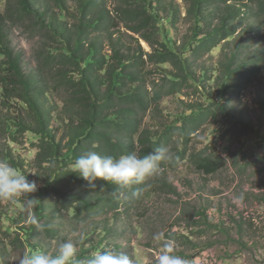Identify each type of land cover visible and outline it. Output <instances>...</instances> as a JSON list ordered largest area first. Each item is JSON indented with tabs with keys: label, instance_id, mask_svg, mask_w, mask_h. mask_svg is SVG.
Wrapping results in <instances>:
<instances>
[{
	"label": "trees",
	"instance_id": "1",
	"mask_svg": "<svg viewBox=\"0 0 264 264\" xmlns=\"http://www.w3.org/2000/svg\"><path fill=\"white\" fill-rule=\"evenodd\" d=\"M1 4L5 18L28 23V30L42 42L37 72L26 73L21 52L10 46L0 24V109L6 111L0 115V143L1 139L18 143L27 134L36 148L33 165L43 181L35 192L22 195L23 210L28 212L23 219L29 218L22 246L29 254L46 252L33 240L41 232L50 240L65 238L51 226L50 213L80 222L135 198L125 200L114 185L99 179L96 188L89 187L73 172L75 158L84 152L143 156L173 140L177 144L173 164L189 158L211 173L224 159L187 155L194 130L208 117L218 116L224 132L229 126L251 128L234 115L227 98L238 77L248 79L255 72L257 58L239 62L242 43L236 42L229 51L226 45L235 41L241 24L250 34L261 21L264 0H112L110 6L108 0H0ZM178 22L185 26L182 36L169 37L167 26L176 30ZM215 49L219 58L205 63ZM147 63L157 66L158 80L166 82L154 81L148 89L143 78ZM183 87L199 93L202 102L180 99L184 108L172 120L141 125L143 114L158 107L164 96L187 95ZM154 116L151 112L150 118ZM3 154L4 161L18 166L9 151ZM164 174L157 179L171 191L166 179L160 178ZM101 184L105 186L99 188ZM140 186L132 185L129 195ZM29 198L32 205L27 204ZM98 229L106 233L112 228L105 223ZM100 250L99 243L89 248L81 244L77 254L84 258Z\"/></svg>",
	"mask_w": 264,
	"mask_h": 264
},
{
	"label": "rangeland",
	"instance_id": "2",
	"mask_svg": "<svg viewBox=\"0 0 264 264\" xmlns=\"http://www.w3.org/2000/svg\"><path fill=\"white\" fill-rule=\"evenodd\" d=\"M111 4L112 0H108V5ZM11 9L14 10L12 3ZM0 24L10 46L21 52L25 72L36 73L42 45L39 37L31 34L28 23L5 18L3 4ZM184 28L181 22L177 23L176 30L167 26L169 37H181ZM245 29L248 28L244 23L236 28V39L226 45V50L241 42L243 48L239 50L238 61L252 62L255 57L256 70L248 79L237 78V87L228 94L227 104L251 128L225 126L229 130L224 132L220 116L215 120L208 117L186 144L187 155L219 156L224 163L216 171L205 173L189 158L177 165L173 164L174 159L164 161L161 172L165 174L160 178L166 179L171 191L162 187L159 177L155 176L138 188L142 190L135 198L119 204L116 210H106L80 222L52 212L51 226L65 238L50 240L41 232L33 239L35 243L49 254L65 240L73 241L76 249L81 244L89 248L99 243L102 249L127 253L134 264H157L166 244L187 264H264V17L250 28V34ZM141 44L148 50L145 42ZM211 55L205 63L213 64L219 58V49ZM160 75L157 66L145 65L143 78L148 89L154 81H159ZM181 91L188 94H169L161 99L158 107L151 106L143 114L141 125L151 127L154 122L172 120V115L184 108L180 99L188 103L202 102L201 95L193 94L191 88L183 87ZM213 95L218 100L215 90ZM157 110L163 117L156 115ZM151 112L155 113L153 119ZM5 113L0 109V115ZM52 123L58 125L56 120ZM176 145L171 140L167 148L174 154ZM8 151L18 166L5 162L30 181L36 180L38 187L43 185L41 171L33 165L36 148L31 146L27 134L18 143L1 139L0 161H4L3 153ZM23 209L22 196L15 200L0 199V264H19L29 254L22 246L23 228L29 223V218L23 219L28 214ZM22 210L24 214L20 216ZM105 223L112 228L110 232L98 229ZM9 227L15 232L6 233Z\"/></svg>",
	"mask_w": 264,
	"mask_h": 264
},
{
	"label": "clouds",
	"instance_id": "3",
	"mask_svg": "<svg viewBox=\"0 0 264 264\" xmlns=\"http://www.w3.org/2000/svg\"><path fill=\"white\" fill-rule=\"evenodd\" d=\"M174 154L167 147H155L148 154L139 156L135 152L114 155H100L96 151H86L74 160L73 172L88 182V186L96 188L97 179L110 182L115 186V193L128 200L136 197L142 189H136L129 195L132 185H144L147 180L161 173L164 161H172ZM105 185H99L103 188ZM38 188L36 180L18 172L5 161H0V199L15 200ZM34 201L27 199V204ZM19 264H134L133 259L125 252L110 249L97 251L89 257H80L76 245L71 240L59 243L52 254L34 252L21 258ZM157 264H187V261L174 254L171 245H164Z\"/></svg>",
	"mask_w": 264,
	"mask_h": 264
}]
</instances>
